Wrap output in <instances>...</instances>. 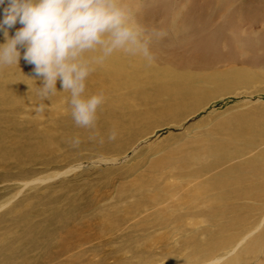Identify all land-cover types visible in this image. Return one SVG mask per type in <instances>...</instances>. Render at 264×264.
I'll use <instances>...</instances> for the list:
<instances>
[{
  "label": "rangeland",
  "instance_id": "374dc122",
  "mask_svg": "<svg viewBox=\"0 0 264 264\" xmlns=\"http://www.w3.org/2000/svg\"><path fill=\"white\" fill-rule=\"evenodd\" d=\"M137 1L139 4H135V0L130 3L133 6L134 2V6L131 7L135 9L137 20L147 29L154 28L162 35L151 39L149 45L153 57L151 61L140 55L127 56L124 52L123 55L125 54L124 57L129 58L128 60L139 56L148 74L152 71L150 76L154 73L158 75L157 80L153 78L150 79L151 82L144 72L145 75L139 77L142 79L138 78L135 84L134 78V82H130L126 89H115L116 83L110 82L112 90L109 86V91L104 92L105 102L99 109L106 110L117 104L120 115L129 112L131 118L143 117L150 120L159 110L171 106L168 103L174 98L169 92L161 89L162 85L184 83L183 95L187 94L184 106L182 105L184 110L178 109L181 112L177 118L160 120L158 126L152 127L150 134L137 139L121 153L108 152L102 155L87 151L79 153L76 144L67 146L64 143L66 147L61 146L59 154L65 153L68 159L63 161L59 159V155L54 158L59 160L58 170L65 168L63 170L65 171L69 166L79 165L78 170L59 176L47 184V187L39 185L34 192L30 191L28 194L31 197L35 196L38 203H45L46 200L62 193H67L68 197H71L73 195L72 188H69L71 185L84 187L89 184L91 188L88 194L91 195L90 200L93 203L82 211L79 217L86 222L91 220L88 223L93 224L96 233L99 227L95 223V218L101 217L104 224L107 223L106 226L109 227L106 229L110 231L109 234L101 235L99 239L96 236L81 246L82 251L79 253L81 256L77 264H208L212 260H218L219 256H224L219 262L222 260L226 263L228 260L227 264H230L234 259L226 255L246 236L250 235L239 246V253L257 244L259 247L264 245H261V239H264V13L258 14L253 9L258 8V0H236L235 3L234 0ZM137 5L142 8L138 9ZM194 13L197 15L191 21L190 16ZM252 17L257 20H252ZM208 20L210 22L212 20V24H223L224 34L214 41L217 43L216 48L212 51L208 47L203 56L200 46L204 48L206 44L200 43L204 39L199 36V30L208 31L209 27L205 26ZM225 20L227 24L224 23ZM226 25L228 26L225 27ZM230 26L233 29L229 28ZM17 27L14 26L12 30L9 28L8 35L11 36L10 32L13 33ZM1 33L0 39L3 43L4 35ZM194 34L197 41L193 37ZM192 38L195 41L192 42ZM178 46L180 48H177ZM20 51L18 65L0 67V86L6 88L25 86L27 76L33 73L34 66L22 58L23 48H20ZM118 53L119 56H123L122 51ZM211 53H219L220 56L215 58L210 56ZM118 70L117 74L121 78L124 77L121 75L124 69ZM135 72L139 71L133 70L128 78ZM165 72L183 79L176 80L178 82L175 81L178 78L167 80L168 77L164 75L168 74ZM231 72L237 75L230 77ZM15 73H18L17 75L20 73L21 77L15 78ZM34 76L33 81H28L29 85H26L35 87L42 84V77ZM16 81L18 82L14 83ZM89 85L95 86L87 79L86 89ZM60 87V81L57 80L58 92L41 103L21 95H16L13 99L6 98V103L3 104L13 106L16 103L15 108L8 107V111L4 113L6 118L13 121L10 122L13 125L12 131L31 129L40 134L51 132L57 135L60 130L53 128L66 117L68 109L63 111L53 107L54 104L58 107L60 101L68 103L69 98L67 90L62 91ZM121 106L124 111L121 110ZM182 108L180 106V109ZM70 131L75 133L79 129L77 127ZM39 155L40 153L33 152V156L28 157L33 160L35 157L39 158ZM166 155H177L186 162L183 164L178 161L170 164L163 162L159 167L153 164L157 159L163 161ZM194 156L201 158L187 162ZM3 157L7 161L3 162L0 158L3 166H9L19 160L14 156ZM76 162V165L73 164ZM40 166L37 165L34 169H37V172L41 171ZM145 169L148 171L147 179H142ZM106 183L112 186L111 193L102 188ZM57 186H60L61 190H58ZM6 195L7 192H0V199ZM21 199L27 201L30 197L27 199L20 194L17 200ZM19 204L13 210L23 205ZM44 210L40 209L41 212ZM221 213L223 215L219 216ZM45 218L47 216L41 217ZM259 226V230L254 232ZM61 229L62 233L67 231L66 228ZM261 233L263 238L260 237ZM107 238L110 240L108 243ZM262 242L264 243L263 240ZM242 246L244 247L241 248ZM263 248L264 246L261 247ZM74 252L72 250L62 256L61 262L71 264L70 259L75 258L71 256ZM235 262L236 260L231 264Z\"/></svg>",
  "mask_w": 264,
  "mask_h": 264
},
{
  "label": "bare ground",
  "instance_id": "6f19581e",
  "mask_svg": "<svg viewBox=\"0 0 264 264\" xmlns=\"http://www.w3.org/2000/svg\"><path fill=\"white\" fill-rule=\"evenodd\" d=\"M131 1H133V0H130V3H132ZM136 1L137 0H135V4L138 2V1L137 2ZM235 1L236 0H234V3H235ZM145 2L146 1H144V3ZM150 3H153V2H150ZM158 3L159 2L157 1V3H156L157 7H159ZM137 4H139V3H137ZM4 6L5 5H0V9H2ZM131 6H132V4H131ZM133 6H134V2H133ZM146 7H147V4H146ZM150 7H152V5ZM137 8L139 9L142 7H139V5H137ZM253 9L258 14H263L264 13V0H258V8H253ZM133 10H135V9L133 8ZM140 10H142V9H140ZM146 10H147V8H146ZM156 12H158V11H156ZM152 13H154V12H152ZM195 15H197V14L196 13H194L193 15L191 14L190 20L193 19L195 17ZM177 18H179V17H177ZM221 18L222 17H220V19ZM251 19L252 20L254 19L255 21L257 20V18H255V17H252ZM146 20H147V18H146ZM248 21H251V20H248ZM204 23H202V24H204ZM212 23L213 22L211 20V22L209 21L207 23L208 25L205 24V26L209 27L208 31L202 32L201 30H199V36L202 39H204L203 42H200V41L199 42L206 44V46L204 48H202V46H200V51H202L203 56H205L204 53L206 52L205 50L208 47H209V50H212V51L216 48L215 44H217V43H215L214 41H217V38L224 34V32H222L223 31L222 29L224 28L223 24L222 25H216V24H212ZM215 23H217V22H215ZM224 23L227 24L228 22L226 21ZM18 25L20 26V24H18V23L15 24L14 26L17 27ZM14 26L12 27V29L14 28ZM157 26H158V24H157ZM205 26H204V28H206ZM227 26L228 25H226L225 27H227ZM229 28L233 29L232 26H230ZM11 30H9V32ZM169 30H171V28ZM180 30H179V32H181ZM2 33H1V35H3ZM10 33L12 35L14 34V32L12 33V31ZM175 33H176V31H175ZM11 36L9 35V37H11ZM188 37H190V36L188 35ZM193 37L196 39L195 34ZM221 38H223V37H221ZM178 39H180L179 36H178ZM184 39H186V37ZM195 39H193L192 42L195 41ZM188 40H189V38H188ZM190 40H191V38H190ZM196 41H197V39H196ZM1 42H2V39H0V43ZM3 42H4V39H3ZM184 47H185V45H184ZM177 48H180V47L178 46ZM182 49H184V48H182ZM189 51L190 50H188V52ZM237 53L238 52H236V54ZM119 54L120 53H118V51L114 52L111 56L106 58L103 63H101L95 67V70L87 78L89 80V82H91V84L93 83V85H95V86L89 85L86 89V94H91V93H94L98 90H103V92H108L110 82L116 83L114 85L115 89H126L128 87V85L130 84V82L133 81L134 78H136V80H135V82L134 81L133 82L136 84L137 80L142 79L139 77H143L145 75V73H146V77L148 80L153 79V78L157 80L158 75H155L156 73H154V75L150 76L152 71H150V74H148V72L146 71V66L142 63V61H140V58H138L139 56L133 57L134 59H132V60H128L129 58L124 57L125 54L123 55V52H122L123 56H119ZM211 55L214 57L220 56L219 53H217V54L211 53L210 56ZM127 56H128V54H127ZM194 56L196 57V55H194ZM208 56H209V54H208ZM135 58H138V59H135ZM119 68L124 69V73L122 71L121 73H123V74H121V75L124 76L125 78L124 77L121 78V76H119L117 74V72H119V70L117 71V69H119ZM135 69H137V71H139V72H137V73L135 72L132 77L128 78V76H131V73H133V70H135ZM9 71H10V69H9ZM10 73H12V72L10 71ZM15 74H16V76H15ZM15 74H14L15 78L19 79L21 77L20 73H19V75H17L18 73H15ZM165 74L170 75V76H168V75L163 74L164 76L168 77L167 80L170 78L174 79V78L179 77V76L177 77L176 75H172L168 72H165ZM229 74H232V75H230V77L237 75V73H234V72H231ZM29 75H30V73H29ZM32 75L34 76L33 73H31L30 76H27L26 80L24 81L25 86L15 87V86H11L12 83L10 85L12 88H10V87L6 88L5 86H0V158L3 162L6 161L3 156H8V157L14 156L16 158H19L18 161L13 162L9 166H3L0 163V192H7V194H8L3 199L2 198L0 199L1 200L0 201V264H63L61 262V257L65 256L66 253H68L69 251H72V250H74L75 252L71 256H74L75 258H72V259L69 258V259L71 260V264H72V262H73V264H77L78 263L77 260H79V257L81 256L79 254L82 251L81 246H83L85 243L89 242L91 239H94L96 236H97V239H99L98 237H100L101 235L103 236L104 234H109V231H110L109 229L108 230L106 229L109 227H107L108 226L107 223H106L107 226L104 224L103 218H101V217L99 218L97 216L98 219L95 218V223L99 227V231H97V233L94 230L93 224L88 223V222H91V220H87V222H86L85 219H83L82 217L81 218L79 217L80 214L82 213V211H84L86 208H88L93 203V201L90 200L91 195L88 194V192L90 191L89 188H91L89 186V184L87 186H84V187H87L88 189H84V187H80L78 185H75L74 187L71 185V186H69V188H72V192H73V195L71 197H68L69 195H67V193H62L59 196H56L55 198H51L49 200H46L47 202H45V203H38V201H36L35 196L31 197V195L28 193L30 191L34 192L35 189L38 188L39 185H43V186L47 187V184L53 182L59 176L70 174L71 172H74V170H76V169L78 170V168L80 167L79 165H78V167L77 166H71L70 167L69 165H67V166H69V168H67V170L63 171L65 168L63 170H61V169L58 170V167H59L58 161L59 160L57 161L54 158L57 155H59V159H62L63 161H66L68 159V156L65 153L62 155L59 154V152H60L59 150H60L61 146L66 147L65 144H67V146H68V144H70V145L76 144L75 146H76V149H78L77 151L79 153L81 151H87L89 153L93 152V153L99 154V155L107 154L108 152H113V153L124 152L130 146L131 143H133L134 141H136L137 139H139L143 136L145 137L146 135L150 134L152 127L158 126L160 124V120H163V119L167 120L168 118L179 117L180 112L182 110H184L182 107L184 106L183 102H184L187 94H186V96L183 95V91L185 90L184 86H183L184 83H183V85H181L182 83L181 84L180 83L179 84H173V85H169V86L168 85L167 86L162 85L161 89L169 92V94L174 96V98H173V100H171L172 101L171 103H168L171 106H169L168 108H166L164 110H159L157 115H154L153 119L146 120L147 118L143 119V117H141V119L140 118L139 119L131 118L132 116L130 115L131 113L129 114V112H127L128 114L125 113L124 115H120L119 111L117 110L119 108L116 104L111 108L108 107L109 109H106V110L98 109V113H97L98 118L96 121L95 130L78 127L79 131H77L75 133L70 131L71 129L77 128V126L73 122L71 115H70V105L68 103H64V102L60 101L59 103L64 104V105L60 104L58 107H55V104L53 103L54 107L53 106L52 107L56 108V110H57V108L63 109V111H66L68 109L66 117L57 123L58 126L55 124L56 127L53 128V130L55 128L60 130L61 133L59 132L57 135L54 133H51V132H44V133L40 134V133L34 132L31 129H16V130L12 131L13 125L10 124V122L13 123V121L10 118H6V116H4V113H6L8 111L7 110L8 107L15 108L16 103L13 106L3 104V103H6V98L13 99L16 95H21L24 98H31V99L35 100L36 102H39V103H41L43 100L47 99V98L42 99L38 95L37 87L42 86V84L35 85V87L28 86L31 79L33 81ZM243 75H245V74L243 73ZM161 78L166 79L165 77H161ZM223 78H225V77H223ZM182 79L183 78H178V79H175V81L176 80L179 81ZM22 80H23V78H22ZM208 80L212 81L210 79H208ZM150 81L152 82V80H150ZM178 81H176V82H178ZM17 82L18 81L14 82V83H17ZM154 82H156V81H154ZM182 82H184V81H182ZM166 83H167V81H166ZM233 83H235V82H233ZM26 84H28V85H26ZM150 84L152 85L153 83H150ZM163 84H165V82H163ZM158 86H159V84H158ZM218 86L221 87V85H218ZM110 89H111V86H110ZM55 93H53V94H55ZM180 93H182V94H180ZM112 100H113V98H112ZM130 101H131V99H130ZM180 106L182 109H180ZM122 107L123 106H121V110L124 111V108H122ZM128 107H130V106H128ZM165 107H166V105H165ZM184 108H186V107H184ZM178 109L181 111H179ZM121 110H120V112H121ZM177 111H179V112H177ZM53 114H54V112H53ZM55 115H56V113H55ZM62 116L64 117L65 114ZM171 121L173 122V120H171ZM67 122H69V124ZM47 124H48V122H47ZM62 124H63V128H62ZM113 129H115V131H116V136L114 139H109L108 138L109 133ZM91 132H93V134ZM188 146H190V145H188ZM203 147H205V146H203ZM177 148H179V147H177ZM199 148H201V147H199ZM26 149H28V150L25 152ZM33 152L36 154L40 153L39 158L35 157L33 160L29 159L28 156H33ZM205 153H207V152L205 151ZM200 154H201V152H200ZM190 156H191V154H190ZM198 158H201V156H194L192 158L190 157L187 160V162L193 161V160L198 159ZM162 160L163 161H161L160 159H157L156 161L154 160L153 164L156 165V167H159L163 162H165L166 164H170V162L173 163L176 161H178L182 164L184 162H186L183 158L182 159L178 158L177 155L176 156L175 155H169L166 158H163ZM79 162H81V161L79 160ZM197 162H199V161H197ZM73 164L76 165L77 162L73 163ZM37 165H41L40 166V167H42L41 171L37 172L36 171L37 169H34V167ZM149 168L150 167H148V169ZM143 172H145V173L143 174L142 179H145L148 175V171H147V169H145ZM115 180L117 183V179H115ZM237 180H239V179L237 178ZM81 181H83V180H81ZM73 184H75V183H73ZM107 184H109V186H107ZM65 185H67V184H65ZM254 187H256V186H254ZM262 187L263 186H261V188ZM102 188L104 190L106 189L107 191H110V193L113 191L111 189L112 186L110 185V183H106L105 185L102 186ZM257 188H260V186H257ZM58 190H61L60 186L58 187ZM58 192H60V191H58ZM100 192H98V193L100 194ZM92 193H93V191H92ZM20 194L23 195L24 198L26 197L27 199H29V197H30V199L27 200L28 202L25 199L17 200V198ZM101 195H102V193H101ZM2 196H4V195H2ZM150 198H152V197H150ZM19 203H22L23 205L15 208L13 210V208L16 207V205ZM93 205H95V204H93ZM210 206H212V205H210ZM40 209H45V210H44V212H41L43 210L40 211ZM41 213H42V215H41ZM43 213H45V214H43ZM215 213H217V212H215ZM220 215H223V213L219 214V216ZM46 216H47V218L41 219V217L43 218ZM212 218H213V215H212ZM108 220H110V218ZM110 223H112V222H110ZM118 225H119V222H118ZM206 225H207V223H206ZM61 228H63V229L66 228L67 231L65 233H62V232H60V230H62ZM259 228H260V226L257 227L254 230V232L256 230H259ZM209 229H210V227H209ZM208 232H210V231H208ZM206 234H211V233H206ZM251 234H253V232H251ZM249 236L250 235L246 236V238L243 241H245ZM262 236L263 235L261 233L260 237H262ZM256 238H258V237L256 236ZM67 239H69L68 242H67ZM258 240L259 239H256V241H258ZM262 240L264 241V239H261V245L264 244L262 242ZM106 241H107V243L110 242V240L108 238L106 239ZM242 242L239 243L237 245V247L234 250H232L230 253H228V255H226V256L232 257L231 259L232 260L234 259V261L236 260V262L234 264H264V248L261 249V247H263L264 245L259 247L257 244V246L260 248V250H258L257 246H252V247H249V248L242 250L241 253H239L238 252L240 250L239 246L242 245ZM198 243H199V241H198ZM253 243L254 242H251V244H253ZM243 247L244 246H242L241 248H243ZM91 250H93V249H91ZM218 258H219L218 260L217 259L214 261L212 260L208 264H217V263L221 264V262H222V264L225 263V262L223 263L222 260H221V262H219L221 258H224V256L223 257L219 256ZM231 259L229 260V262L231 261ZM233 262L231 261L230 264ZM227 263H228V260L225 264H227Z\"/></svg>",
  "mask_w": 264,
  "mask_h": 264
},
{
  "label": "clouds",
  "instance_id": "9594fccd",
  "mask_svg": "<svg viewBox=\"0 0 264 264\" xmlns=\"http://www.w3.org/2000/svg\"><path fill=\"white\" fill-rule=\"evenodd\" d=\"M0 67L18 65L21 58L42 77L38 95L55 92L57 80L69 93L70 115L77 127L95 130L103 90L86 94V81L95 67L116 51L152 60L154 36L136 18L130 0H0ZM19 23L9 37L8 29ZM32 80V79H31ZM43 105H40L42 107ZM116 131L109 133L114 139Z\"/></svg>",
  "mask_w": 264,
  "mask_h": 264
}]
</instances>
